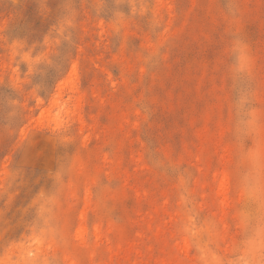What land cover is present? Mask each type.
<instances>
[{"label":"rangeland","instance_id":"rangeland-1","mask_svg":"<svg viewBox=\"0 0 264 264\" xmlns=\"http://www.w3.org/2000/svg\"><path fill=\"white\" fill-rule=\"evenodd\" d=\"M129 243L264 264V0H0V264Z\"/></svg>","mask_w":264,"mask_h":264},{"label":"bare ground","instance_id":"bare-ground-1","mask_svg":"<svg viewBox=\"0 0 264 264\" xmlns=\"http://www.w3.org/2000/svg\"><path fill=\"white\" fill-rule=\"evenodd\" d=\"M214 177L217 179V185H216V188H215V192H214L215 194L214 195H215V198H216L217 203L219 204L221 210L224 212L225 208L228 206V203H229V200H228V197H227V190H228L227 175H226L225 172H222V173H220V175H217V176L215 175ZM80 219H84L83 215H81ZM157 230L159 231V228ZM106 233H107V231H102L99 226H96L94 228V237H95L96 244H100V242H102L104 238L107 240ZM85 234H86V229H85V227L83 225H81L79 227V229L77 230V237L79 239H81V243L82 244H85ZM129 244L130 245H126V246H123V244H116L114 246V249H115L114 252H112L113 250L108 244L106 248H107V250H108V252L110 254H111V252L113 254L109 255L110 257L108 258L107 262H104V264H112L113 259L116 258V257H119L122 252H124V253L125 252L126 253L127 252L128 253L132 252L133 254H135V256H139L140 253L135 248L136 247V246H134L135 244H133V245H131V243H129ZM188 248L189 247H188V240L187 239H183L182 241L178 242L174 246V249L176 250L177 254L181 258L187 257V255L189 253V249ZM142 262L143 261H141V260L139 262V259L138 260L134 259L132 262H130L128 264H142ZM100 264H103V263H100ZM143 264H144V262H143ZM155 264H170V262H168L164 258L163 259H159L158 258V260H156ZM173 264H179V263L176 262V263H173Z\"/></svg>","mask_w":264,"mask_h":264}]
</instances>
